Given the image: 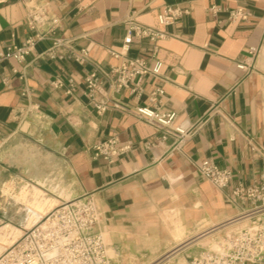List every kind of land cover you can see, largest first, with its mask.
Wrapping results in <instances>:
<instances>
[{
	"label": "crops",
	"instance_id": "0c3cea01",
	"mask_svg": "<svg viewBox=\"0 0 264 264\" xmlns=\"http://www.w3.org/2000/svg\"><path fill=\"white\" fill-rule=\"evenodd\" d=\"M172 5L189 12L166 28L170 36L135 42L128 52L151 66L161 62L160 75L143 78L139 96L110 91L104 80H113L110 70L121 60L108 50L123 45L126 20L157 27L158 14ZM213 5L215 16L208 12ZM38 7L59 20L54 36L76 50L89 48L90 60L49 58L45 39L24 62L0 63V227L23 230L30 221L14 192L41 190L46 203L56 202L46 214L90 196L102 214L95 232L105 238L114 264H150L171 252L175 261H187L189 245L247 210L232 200L231 187L250 185L261 172L264 0H8L0 4V52L35 35L27 18ZM236 9L249 18L230 22ZM94 71L109 99L126 111L98 112L95 103L103 96L91 97L86 83ZM157 88L164 94L152 102ZM139 106L175 113L173 127L192 130L181 148L172 135L163 139L164 130L138 118ZM114 137L131 149L113 162L96 158L94 146ZM204 160L230 170L232 186L217 189L205 179L199 170Z\"/></svg>",
	"mask_w": 264,
	"mask_h": 264
},
{
	"label": "built area",
	"instance_id": "2783aa9c",
	"mask_svg": "<svg viewBox=\"0 0 264 264\" xmlns=\"http://www.w3.org/2000/svg\"><path fill=\"white\" fill-rule=\"evenodd\" d=\"M7 1L0 0V4ZM188 12L177 5L166 6L157 16V27L140 24L133 17H129L125 22L127 34L123 45L119 50H108L113 58L121 60L119 65L113 66L110 70L113 80L107 78L104 80L109 82V90L115 93L127 90L137 96L141 95L142 79L146 76L155 78L159 76L162 63L156 61L151 66L144 58L129 57L131 45L142 40L155 43L167 39L170 34L166 28L175 24ZM208 12L215 16L219 8L213 5ZM249 16L246 10L236 9L230 12L229 21L235 23L239 20H247ZM47 25L50 27L48 34L40 32ZM27 26L36 31L35 35L28 37L20 46H12L6 52H0V63L9 59L18 63L24 62L33 52L36 43L45 39L51 41V47L46 52L49 58L70 57L82 65L89 62V48L76 50L62 38L54 36L59 20L51 17L47 8L38 7L30 11ZM250 53L255 55L256 50L251 48ZM238 67L241 70L246 69L244 64ZM86 83L91 97L96 92H100L103 96L95 103L99 113H104L111 107L126 111L120 102L109 99L110 91H104V82L100 80L98 71L89 74ZM163 94V90L157 88L151 93L150 99L154 102ZM135 114L138 118L164 130L163 139L172 135L176 139L175 148H181L192 131L182 125L173 127L176 120V114L173 112L164 113L149 106H139L135 108ZM130 149L131 143L121 142L114 137L96 144L94 156L113 162ZM261 156L263 163L259 178L247 186L238 184L231 187L232 172L218 167L209 160H204L199 166L202 176L214 187L217 189L231 187L232 200L248 206L241 216L229 222V225L245 223L241 229L224 234L217 239L215 249L202 251L188 258L185 263L175 261L174 252H171L150 264H264V150ZM101 218L100 208L90 196L64 201L7 247L0 255V264H114L102 234L95 232L101 223ZM226 226H219L213 231Z\"/></svg>",
	"mask_w": 264,
	"mask_h": 264
},
{
	"label": "rangeland",
	"instance_id": "374dc122",
	"mask_svg": "<svg viewBox=\"0 0 264 264\" xmlns=\"http://www.w3.org/2000/svg\"><path fill=\"white\" fill-rule=\"evenodd\" d=\"M13 186L10 185L8 186V189L6 191V193L8 194L9 192H13ZM13 196H15V199L16 201H23L25 202L28 210H32L36 207V205L38 203H41V202H45V201H48L46 196H44V193H42L41 190H39L38 188L34 187L33 188V192H30V190L27 188V189H23V192L21 193L20 196L16 195V192L13 193ZM56 205V202L55 203H44L43 207L41 208L40 213H39V217L42 218L44 214H46L50 209H52L54 206ZM245 223H239L237 225H228L226 227H224V230L223 229H219V230H216L212 233H210L209 235H207L206 237L198 240L195 244L193 245H189L188 247L190 248L188 251H187V255L189 254L191 257L193 255H198L200 254L202 251H205V250H210V249H213V246L215 247L216 246V241L218 238L222 237L224 234H227L229 232H232V231H237L239 229H241L243 227ZM5 226V225H4ZM3 226H1L0 228H2ZM16 228V227H15ZM28 228H30V224L28 223L27 225V228L21 230L19 228H16L18 229L20 232H21V235L23 234V232L25 230H27ZM213 231V230H211ZM206 234V233H205ZM213 234V235H211ZM20 235V236H21ZM19 236V237H20ZM18 237V238H19ZM17 238V239H18ZM15 239V241L17 240ZM105 240V238H104ZM14 241V242H15ZM13 242V243H14ZM106 242V241H105ZM12 243V244H13ZM11 244V245H12ZM10 245H7V247H9ZM216 248V247H215ZM112 257L113 255L111 253H109ZM181 263H185L184 261H182ZM243 264H248V263H243Z\"/></svg>",
	"mask_w": 264,
	"mask_h": 264
},
{
	"label": "bare ground",
	"instance_id": "6f19581e",
	"mask_svg": "<svg viewBox=\"0 0 264 264\" xmlns=\"http://www.w3.org/2000/svg\"><path fill=\"white\" fill-rule=\"evenodd\" d=\"M46 202L47 201L38 203L34 209L30 210L31 212L30 221H29L30 227L41 219L39 217V213H40L39 210H41L44 203ZM20 235L21 232L12 225H5L2 228H0V255L5 251L7 245H11L15 241V239H17ZM215 247L213 246V249H215Z\"/></svg>",
	"mask_w": 264,
	"mask_h": 264
}]
</instances>
